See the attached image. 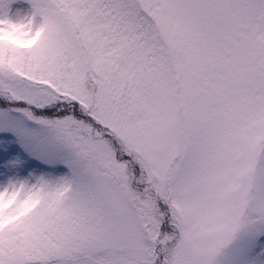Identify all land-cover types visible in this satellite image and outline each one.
<instances>
[{
	"label": "snow or ice",
	"instance_id": "6c2138e0",
	"mask_svg": "<svg viewBox=\"0 0 264 264\" xmlns=\"http://www.w3.org/2000/svg\"><path fill=\"white\" fill-rule=\"evenodd\" d=\"M0 264H264V0H0Z\"/></svg>",
	"mask_w": 264,
	"mask_h": 264
}]
</instances>
